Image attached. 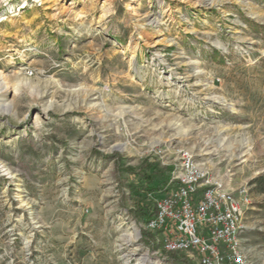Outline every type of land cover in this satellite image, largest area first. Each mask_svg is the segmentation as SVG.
<instances>
[{"label":"rangeland","instance_id":"374dc122","mask_svg":"<svg viewBox=\"0 0 264 264\" xmlns=\"http://www.w3.org/2000/svg\"><path fill=\"white\" fill-rule=\"evenodd\" d=\"M0 85V264H198L134 214L185 153L264 264V0H0Z\"/></svg>","mask_w":264,"mask_h":264},{"label":"built area","instance_id":"2783aa9c","mask_svg":"<svg viewBox=\"0 0 264 264\" xmlns=\"http://www.w3.org/2000/svg\"><path fill=\"white\" fill-rule=\"evenodd\" d=\"M170 180L179 188L156 200L158 212L146 225L163 252L186 253L198 264H251L242 250L247 192L230 191L189 153Z\"/></svg>","mask_w":264,"mask_h":264},{"label":"trees","instance_id":"16d2710c","mask_svg":"<svg viewBox=\"0 0 264 264\" xmlns=\"http://www.w3.org/2000/svg\"><path fill=\"white\" fill-rule=\"evenodd\" d=\"M216 57H219V53L216 54ZM150 171L143 173L142 180L145 182L146 187L144 189L132 190L136 199L134 214L144 224H148L157 214L156 200L160 196L168 195L171 190H177L179 188L177 183H173L170 180L171 171L168 174L158 171L157 168L154 170L151 168ZM203 192L204 189H200L198 193L201 196Z\"/></svg>","mask_w":264,"mask_h":264},{"label":"bare ground","instance_id":"6f19581e","mask_svg":"<svg viewBox=\"0 0 264 264\" xmlns=\"http://www.w3.org/2000/svg\"><path fill=\"white\" fill-rule=\"evenodd\" d=\"M6 89H8L9 88V84L6 82ZM0 88H1V85H0ZM17 105L15 104V107H16ZM7 111V110H6ZM121 147H117V149H120ZM132 237H133V233H126V235H124L123 236V239H125V241H129V242H131V240H132ZM126 243V242H125ZM149 258L147 257V256H145L144 258H142L141 259V262H140V264H147V263H149Z\"/></svg>","mask_w":264,"mask_h":264}]
</instances>
